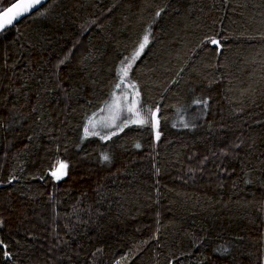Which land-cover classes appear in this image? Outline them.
Returning a JSON list of instances; mask_svg holds the SVG:
<instances>
[{
  "label": "trees",
  "instance_id": "16d2710c",
  "mask_svg": "<svg viewBox=\"0 0 264 264\" xmlns=\"http://www.w3.org/2000/svg\"><path fill=\"white\" fill-rule=\"evenodd\" d=\"M263 1L50 0L2 32L0 264H264ZM129 64L158 124L84 138Z\"/></svg>",
  "mask_w": 264,
  "mask_h": 264
},
{
  "label": "snow or ice",
  "instance_id": "6c2138e0",
  "mask_svg": "<svg viewBox=\"0 0 264 264\" xmlns=\"http://www.w3.org/2000/svg\"><path fill=\"white\" fill-rule=\"evenodd\" d=\"M42 2V0H9L10 6L2 7L0 6V30H3L5 27L12 25L13 21L18 19L19 17L25 15L26 13L30 12L33 8H36L37 5H39ZM39 10V9H37ZM159 15V13H157ZM149 42V35H145L143 38V42L139 45V50L134 54L133 60L139 56L140 52L143 51L145 45H147ZM205 43H209L211 45H215L217 48L221 47L220 40L215 37H209ZM63 63V61H61ZM131 65H126L124 68H122V77L120 79V82L115 85L117 89H120L121 84L125 83V77H127L128 74V68ZM133 89H135V85H131ZM139 91L134 92V97L139 96ZM113 101L110 105H108V109L110 112L111 119L113 121L120 120V130L123 131L124 127H127L129 124H139V125H145V124H151L153 121L158 124V120H156V113L159 112V108L157 107L155 111L143 108L138 109L137 108V101L135 98L133 99L132 103L128 105L126 103V97L127 94L125 93L123 96V99L125 100V105L122 107L121 105V99L122 97L117 96L115 92L112 94ZM112 109H115V112L112 111ZM131 113V116L125 115L123 119L120 117V113ZM134 117V118H133ZM89 125L91 127H95L92 124V121H89ZM108 126L111 127H117L115 123H112ZM85 135H100V133L92 131L90 132L89 127H85L84 129ZM111 135H116L115 132H112ZM107 138L110 139L111 136L102 137V139ZM159 138V134L157 133V139ZM139 147V145H137ZM110 157L108 155L103 156L104 161H109ZM60 169L67 168L66 164L60 163L59 165ZM52 175L55 176L57 179H60V176L57 175L56 171L52 172ZM0 225H2V222H0ZM6 245L3 244V242H0V253H2V256L7 258L8 260H11V254L4 250L6 249ZM225 251H227L225 249Z\"/></svg>",
  "mask_w": 264,
  "mask_h": 264
},
{
  "label": "rangeland",
  "instance_id": "374dc122",
  "mask_svg": "<svg viewBox=\"0 0 264 264\" xmlns=\"http://www.w3.org/2000/svg\"><path fill=\"white\" fill-rule=\"evenodd\" d=\"M120 75L122 77L123 73L121 72ZM121 77H120V79H121ZM114 92L116 93L117 96L122 97V99H121L122 107L125 105V100L123 99V96H124L125 93L127 94L126 103L128 105H130L132 103L134 98L138 102V96L134 97L135 90L131 87V85L126 80H125L124 84H121L120 89L115 88ZM112 101H113V96L111 95V97L108 100V102L99 111H97L96 113L92 114L91 116H89L86 119L84 127H83V137L84 138H87V137H98L101 140L105 141V140H108V139L107 138L102 139V137H107V136L113 137L114 135H111L112 132H115L116 134L121 132L120 127H119L120 120L113 121L111 119V116H110L108 105H110L112 103ZM137 108L140 109L139 102L137 103ZM112 111L115 112V109H112ZM125 115L131 116V113H123V112H121L120 113L121 119H123ZM90 120L92 121V124L95 126L94 128L89 125V121ZM112 123H115L117 125V127L108 126V125H110ZM85 127H89L90 132L95 131V132L100 133V135H87L86 136L85 132H84ZM125 128L126 127H124L123 129H125ZM63 164H65V163H63ZM56 172H57V175L60 176V179H62L67 174V168L60 169L59 166H58ZM55 179H57V178L55 177ZM60 179H57V180H60Z\"/></svg>",
  "mask_w": 264,
  "mask_h": 264
},
{
  "label": "water",
  "instance_id": "95a60500",
  "mask_svg": "<svg viewBox=\"0 0 264 264\" xmlns=\"http://www.w3.org/2000/svg\"><path fill=\"white\" fill-rule=\"evenodd\" d=\"M48 1L50 0H42V2L37 5L36 8H33L30 12L26 13L25 15L19 17L18 19L14 20L13 21V24L12 25H9L7 27H5L3 30H0V34L4 31H6L7 29L13 27L14 25H16L17 23H19L22 19H24L25 17L29 16L30 14H32L33 12L37 11V9H40L43 5H45Z\"/></svg>",
  "mask_w": 264,
  "mask_h": 264
},
{
  "label": "bare ground",
  "instance_id": "6f19581e",
  "mask_svg": "<svg viewBox=\"0 0 264 264\" xmlns=\"http://www.w3.org/2000/svg\"><path fill=\"white\" fill-rule=\"evenodd\" d=\"M261 2H262V0H260ZM256 3H260V2H256ZM263 3H264V1H263ZM261 4V3H260ZM261 5H264V4H261ZM260 5V6H261ZM263 7V6H262ZM264 8V7H263ZM259 9V8H258ZM264 11V10H263ZM263 11H261L260 10V12H262L263 13ZM264 14V13H263ZM59 68V67H58ZM55 72H57V71H55ZM56 75V74H55ZM57 76V75H56ZM56 76H55V78H56ZM55 80V79H54ZM55 81H57V80H55ZM56 84V83H55ZM4 98H5V96H4ZM4 98H2V99H4ZM11 106V105H10ZM36 163V162H35ZM49 174V173H48ZM213 181V180H212ZM214 183V182H213ZM219 183V182H218ZM1 255V254H0ZM1 257H2V255H1ZM46 260V259H45ZM42 261V260H41ZM43 262H45V261H43ZM49 261H48V259H47V263H48ZM1 263V262H0ZM46 263V264H47ZM45 264V263H44ZM48 264H50V263H48Z\"/></svg>",
  "mask_w": 264,
  "mask_h": 264
}]
</instances>
